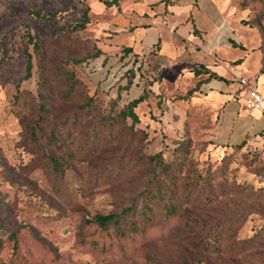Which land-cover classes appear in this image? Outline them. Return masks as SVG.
<instances>
[{"label": "rangeland", "instance_id": "374dc122", "mask_svg": "<svg viewBox=\"0 0 264 264\" xmlns=\"http://www.w3.org/2000/svg\"><path fill=\"white\" fill-rule=\"evenodd\" d=\"M88 2L0 0V238L17 228L30 264H264V149L216 144L198 89L159 73L142 75L159 87L138 122L123 117L138 90L115 94L86 69ZM142 190L136 231L86 221Z\"/></svg>", "mask_w": 264, "mask_h": 264}, {"label": "crops", "instance_id": "0c3cea01", "mask_svg": "<svg viewBox=\"0 0 264 264\" xmlns=\"http://www.w3.org/2000/svg\"><path fill=\"white\" fill-rule=\"evenodd\" d=\"M88 6L102 88L138 90L130 101L143 92L145 71L159 65L163 79L197 87L194 96L215 113L216 144L264 149V110L244 107L239 84L244 78L264 94V0H89ZM150 87L157 93L159 83Z\"/></svg>", "mask_w": 264, "mask_h": 264}, {"label": "trees", "instance_id": "16d2710c", "mask_svg": "<svg viewBox=\"0 0 264 264\" xmlns=\"http://www.w3.org/2000/svg\"><path fill=\"white\" fill-rule=\"evenodd\" d=\"M80 21L78 22L79 27L84 28L85 25L89 22V6L88 3L85 5L83 11L79 14ZM96 54L95 56L100 55L101 51L96 46ZM28 72L30 71V58H28ZM157 66V65H156ZM155 68H151L149 70V74L152 76H156L158 72V69L161 68L159 65ZM148 79V81L155 82L156 80L151 77ZM214 74L210 73V76ZM152 84L146 82V84L143 87V92L147 90L148 87H150ZM197 87L195 86V89H190L188 92L191 94L193 91H195ZM145 93H141L137 98L132 99L124 109L120 111V114L123 117H130L132 122H138V117L134 111V107L143 101ZM31 129L35 130L33 127ZM235 147H241V145H237ZM166 192V191H163ZM162 193V192H161ZM160 194V193H159ZM146 192L144 190L140 191L137 196L130 201L128 205L125 207H122L118 211H113L107 214H95L90 219H86L88 223H93L97 228H99L102 231L108 232L109 227H113V230L118 235L126 234L127 231L133 232L136 231V222L137 218H141L144 220H147L150 215L148 212L151 211V208L148 207V205L145 203L146 200ZM155 198V196H153ZM142 200V201H141ZM175 209V205L171 203H167L166 205V211L170 213L172 210ZM134 228V229H133ZM1 230V225H0ZM11 243V254L7 258V260H4L2 258V251L4 250L6 244ZM32 262L31 257L29 255V252L25 248L24 244L20 240L19 233L17 228H12L8 234V236L5 239L0 238V264H30ZM185 264H201L196 262H190Z\"/></svg>", "mask_w": 264, "mask_h": 264}, {"label": "built area", "instance_id": "2783aa9c", "mask_svg": "<svg viewBox=\"0 0 264 264\" xmlns=\"http://www.w3.org/2000/svg\"><path fill=\"white\" fill-rule=\"evenodd\" d=\"M96 65L95 59L89 61L86 64V69L93 70L94 66ZM240 87L245 89L246 91V98L244 107L250 111H263L264 110V94L258 91L256 88L250 85L249 81L244 78L239 79Z\"/></svg>", "mask_w": 264, "mask_h": 264}]
</instances>
